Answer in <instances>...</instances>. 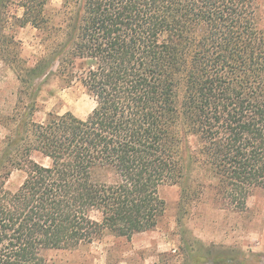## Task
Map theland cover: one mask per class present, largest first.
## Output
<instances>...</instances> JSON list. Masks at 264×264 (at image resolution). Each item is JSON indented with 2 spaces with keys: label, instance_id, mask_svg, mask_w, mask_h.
<instances>
[{
  "label": "trees",
  "instance_id": "1",
  "mask_svg": "<svg viewBox=\"0 0 264 264\" xmlns=\"http://www.w3.org/2000/svg\"><path fill=\"white\" fill-rule=\"evenodd\" d=\"M62 1L60 19L49 0L19 2V24L50 31L51 44L22 68L24 105L0 136V264H50L53 250L153 230L161 189L186 191L196 169L199 193L211 187L223 208L245 211L264 189V0ZM51 73L83 84L96 101L87 117L33 119ZM15 170L26 177L12 190ZM184 264L263 263L192 250Z\"/></svg>",
  "mask_w": 264,
  "mask_h": 264
},
{
  "label": "rangeland",
  "instance_id": "2",
  "mask_svg": "<svg viewBox=\"0 0 264 264\" xmlns=\"http://www.w3.org/2000/svg\"><path fill=\"white\" fill-rule=\"evenodd\" d=\"M20 0H10L0 10L4 28L0 33V136L15 126L10 116L22 108L18 104V79L22 68L33 67L41 55L49 51L50 31L40 32L31 24L21 26L17 17L23 15ZM62 0H49L48 15L60 19ZM264 27V20H263ZM40 90L33 119L44 121L49 112L63 114L71 111L87 117L96 106L95 99L82 83L67 84L55 73L38 80ZM193 147L196 139L191 138ZM33 158L45 165L49 159L39 153ZM204 171L196 169L191 187L167 185L161 189L166 201V212L153 230L135 234L131 239L109 235L102 241L75 250H53L50 264H184L189 262L192 250H213L219 253L235 252L264 264V189H255L247 201L245 211H235L218 201L211 187L199 193L197 183ZM26 173L15 170L7 187L16 190ZM206 180V178H204ZM209 182V180H207ZM171 253L170 256H164ZM256 256V257H255Z\"/></svg>",
  "mask_w": 264,
  "mask_h": 264
}]
</instances>
